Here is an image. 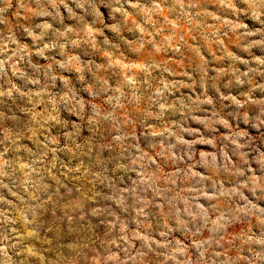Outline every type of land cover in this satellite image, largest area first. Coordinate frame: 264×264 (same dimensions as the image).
I'll list each match as a JSON object with an SVG mask.
<instances>
[{"label":"rangeland","instance_id":"1","mask_svg":"<svg viewBox=\"0 0 264 264\" xmlns=\"http://www.w3.org/2000/svg\"><path fill=\"white\" fill-rule=\"evenodd\" d=\"M0 154V264H264V7L0 0Z\"/></svg>","mask_w":264,"mask_h":264},{"label":"clouds","instance_id":"2","mask_svg":"<svg viewBox=\"0 0 264 264\" xmlns=\"http://www.w3.org/2000/svg\"><path fill=\"white\" fill-rule=\"evenodd\" d=\"M221 3H224L225 0H220ZM247 3L249 4H253L255 3L258 7H264V0H246ZM227 6L231 7L233 6V0H227ZM256 18L258 19L259 18V13L256 14ZM2 155V154H0ZM0 175H4V173L2 171H0ZM199 174L198 173H192V172H189V178H192V177H195V176H198ZM202 179V178H201ZM207 195V191L205 190V188L202 186V185H198L194 192L192 193V195ZM253 194L255 195V189H253ZM231 195H234V196H240L242 195V193L239 191V189H234L231 193ZM187 222H185L184 224H181L180 227L182 229H187ZM199 227V226H197ZM261 244H264V240L260 241ZM173 259L175 258L174 256L172 257ZM176 264H181V261L177 260L176 261Z\"/></svg>","mask_w":264,"mask_h":264}]
</instances>
